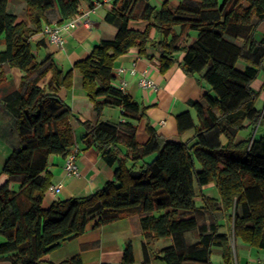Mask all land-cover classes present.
<instances>
[{"label":"trees","instance_id":"16d2710c","mask_svg":"<svg viewBox=\"0 0 264 264\" xmlns=\"http://www.w3.org/2000/svg\"><path fill=\"white\" fill-rule=\"evenodd\" d=\"M21 1L23 20L9 12V0H0V43L5 44L0 65L23 73L19 90L2 99L19 142L1 170L7 179L0 185V261L82 264L79 256L60 263L45 256L83 233L94 218L102 225L133 216L147 239L172 240L157 252L165 264H215V249L221 250L223 264H237L232 237L264 249V134H256L264 127V108L257 107L259 92L252 87L264 72V38L256 36L264 0H180L161 6L114 0L105 20L117 26L116 36L94 46L67 73L51 54L37 59L32 37L51 23L48 14L55 9L56 23L62 24L97 2ZM135 21H145L146 27H132ZM133 48L149 58V49L157 51L161 72L179 64L209 86L192 103L196 117L190 111L176 116L179 133L192 130V136L171 140L147 121L148 138L139 142L138 123L146 107L115 84L117 60ZM74 70L82 76L95 122L79 120L58 95L73 87ZM4 78L0 70V83ZM108 107L121 109L125 120L104 121ZM73 119L84 128L85 149L95 148L107 164L116 165L114 178L90 195L57 199L45 208L53 178L49 159L65 157L76 144ZM245 130L248 134L239 139ZM210 185L218 197L204 192ZM124 260H133L130 245Z\"/></svg>","mask_w":264,"mask_h":264},{"label":"crops","instance_id":"0c3cea01","mask_svg":"<svg viewBox=\"0 0 264 264\" xmlns=\"http://www.w3.org/2000/svg\"><path fill=\"white\" fill-rule=\"evenodd\" d=\"M95 1L97 2L96 7L88 13L89 24H80L71 30H64V41L61 45L52 43L42 32L32 37V45L37 49L38 60H43L48 54H51L63 73H67L73 69L74 63L86 57L94 46L104 39H113L116 36L117 26L105 20V16L114 0ZM165 1H171L175 5L180 2V0H151V3L161 6ZM8 10L17 15L19 20L26 18V4L21 0H9ZM57 18V9L48 14L51 23H56ZM138 26L140 28H134L144 29L146 27L144 23H139ZM175 30L179 32L180 28L177 26ZM256 36L257 39L264 38V21L260 24ZM194 38L193 36L188 44ZM4 48L5 44L0 43V51ZM148 52L153 55V58L140 55L138 48H133L121 55L116 65L127 69L135 66L138 71L136 75L126 72L118 76L115 82L118 85L122 80H125L127 82L126 92L146 107V117L138 123L137 139L141 143L147 140L146 123L149 121L159 133L169 139L185 140L192 136L193 131L189 130L180 134L176 116L182 112L190 111L196 117L192 103L200 101L209 86L199 82V75L185 73L179 64L173 65L164 73L161 72L159 53L153 49H149ZM182 56L179 58L180 60ZM0 70L5 73V78L0 83L1 185L7 179L5 174H1V170L7 157L19 142L13 119L5 109L2 99L19 90L23 73L19 69L11 67L8 63H2ZM145 72L148 77L157 83L158 90L143 89L139 85V79ZM252 87L259 92L257 107L263 109L264 72L253 81ZM58 95L71 106L79 120L96 121V112L83 89L82 76L77 70H74L73 87L68 90L62 88ZM78 119L72 120L77 142L70 150L78 149L76 160L80 168V175L76 177L67 176L64 170L65 157L63 155H51L48 170L53 175L52 183L61 184L62 190L59 194L46 192L43 202L45 208H48L57 199L90 195L114 178L116 165L107 164L95 148L85 149L81 141L84 128ZM102 119L111 123L125 120L121 109L117 107L104 109ZM248 132L249 130L241 132L239 139L244 138ZM256 134L257 136L263 135L264 127L259 128ZM212 186L215 187V185H210L204 188L206 194L210 195L207 193V188ZM238 240L240 242L235 240L233 242L237 264H252L253 262L264 264V249L252 247L240 239ZM171 244V239H147L137 216L121 218L102 225H97V218H94L87 224L83 233L62 241L56 249L45 256V259L53 263H60L79 256L82 264H145V262L148 264H165L157 256V252ZM128 245L131 246L133 253L131 262H125L124 260V251ZM215 253L221 256L220 249H215ZM0 264L11 263L6 260L1 261Z\"/></svg>","mask_w":264,"mask_h":264},{"label":"built area","instance_id":"2783aa9c","mask_svg":"<svg viewBox=\"0 0 264 264\" xmlns=\"http://www.w3.org/2000/svg\"><path fill=\"white\" fill-rule=\"evenodd\" d=\"M92 11V10H91ZM90 12V11H89ZM86 12L82 15H76L72 18L66 20L62 24L57 23H48L45 24L43 27L42 33L48 37V39L55 44L61 45L64 41L63 39V31L64 30H71L75 27H77L80 24H89L88 19V13ZM117 77L121 76L122 74H125L126 72H129L131 75L137 74V69L135 66L127 69L123 66H119L116 69ZM127 82L125 80H122L117 86L123 90H125ZM139 85L143 89H151V90H158L157 83L147 76L146 72L141 76L139 79ZM78 149H72L64 159V170L67 176L69 177H76L80 175V168L77 163L76 157H77ZM62 190L61 184H54L52 183L48 189L47 192L52 194H59ZM252 264H261L258 262H253Z\"/></svg>","mask_w":264,"mask_h":264},{"label":"rangeland","instance_id":"374dc122","mask_svg":"<svg viewBox=\"0 0 264 264\" xmlns=\"http://www.w3.org/2000/svg\"><path fill=\"white\" fill-rule=\"evenodd\" d=\"M139 23H140V24H141V23H144V25L146 26V22H145V21H135V22H132V26H133V27H139V26H138ZM139 28H140V27H139ZM238 67H239V68H242L243 66H242L241 63H239ZM204 192L206 193L205 189H204ZM207 193H209L210 195H214V197H215V195H216L217 197H218V195H219L217 188L214 187V186H212V187H208V188H207ZM207 195H208V194H207ZM200 201H201V200H200V197L198 196V197H197V203H200ZM200 204H201V203H200ZM0 240H2V237H0ZM232 242H234V238H233V237H232ZM237 242H240V241L237 240ZM212 260H213V262H214L215 264H223L221 256H219L217 253H214V254H213V256H212ZM4 261H6V260H4ZM0 262H1V261H0Z\"/></svg>","mask_w":264,"mask_h":264}]
</instances>
